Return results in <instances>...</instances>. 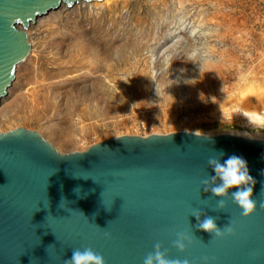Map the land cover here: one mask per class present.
<instances>
[{
  "label": "water",
  "instance_id": "95a60500",
  "mask_svg": "<svg viewBox=\"0 0 264 264\" xmlns=\"http://www.w3.org/2000/svg\"><path fill=\"white\" fill-rule=\"evenodd\" d=\"M78 1L0 0V105L30 54V24ZM196 135H123L63 154L37 131L0 132V264H65L85 247L107 264H143L157 242L190 264H264V208L243 217L230 190L217 211L202 184L215 174V151L242 156L264 202V140ZM197 216L218 217L221 228L231 221L236 233L213 239ZM177 232L192 237L186 252L173 246Z\"/></svg>",
  "mask_w": 264,
  "mask_h": 264
},
{
  "label": "rangeland",
  "instance_id": "374dc122",
  "mask_svg": "<svg viewBox=\"0 0 264 264\" xmlns=\"http://www.w3.org/2000/svg\"><path fill=\"white\" fill-rule=\"evenodd\" d=\"M94 4L74 6L82 21L62 11L58 23L48 15L28 30L33 52L0 105V132L37 131L63 154L142 135V123L151 134L264 136V129L234 114L239 107L264 112V0ZM181 11L197 32L192 37L180 31L174 50L164 33ZM160 44L170 47L172 77L162 72L163 57L153 64L147 50ZM196 44H201V62L189 55ZM180 72L186 78L179 80ZM161 82L181 86L170 97L159 91Z\"/></svg>",
  "mask_w": 264,
  "mask_h": 264
},
{
  "label": "clouds",
  "instance_id": "9594fccd",
  "mask_svg": "<svg viewBox=\"0 0 264 264\" xmlns=\"http://www.w3.org/2000/svg\"><path fill=\"white\" fill-rule=\"evenodd\" d=\"M238 112L250 125L264 129V113L244 110H238ZM223 157L222 151H215V154L208 158V165L215 174L210 179L202 180V184L205 186L204 190L208 191L209 184L212 185L210 189L212 195L219 198L215 209L217 211H224L228 207L227 201L231 190V201L241 209L243 217L249 218L257 212L258 207L264 208V202L255 198L257 180L250 174L245 158L235 154L229 155L227 159H223ZM197 219V228L211 234L213 239H223L236 233V228L231 221L221 228L217 224L218 217L205 216L203 220H199V216H197ZM106 235L109 234L106 233ZM172 243L176 249L183 253L192 243V237L184 232H177L176 239ZM153 247L154 250L143 258V264H190L188 259L170 258L160 242L155 243ZM65 264H107V261L101 253L91 247H85L82 250L74 249L71 258L65 260Z\"/></svg>",
  "mask_w": 264,
  "mask_h": 264
},
{
  "label": "bare ground",
  "instance_id": "6f19581e",
  "mask_svg": "<svg viewBox=\"0 0 264 264\" xmlns=\"http://www.w3.org/2000/svg\"><path fill=\"white\" fill-rule=\"evenodd\" d=\"M113 1H115V0H102V1H98V0H91L90 2H87V0L85 1V0H80V1H78L76 4H90V3H92V2H95V6H103V5H105V4H110V2L112 3ZM75 4V5H76ZM75 5H73L72 7H68L66 4H62L61 5V11H57V10H59V9H57V10H54V11H51L50 13H48L47 15H45V16H48L49 15V17H47V20H49V21H54L55 23H58V21H57V19H60L61 17H62V11L64 12V11H69V14L71 15V17L73 16L74 18H73V20L75 19L76 21H82L83 20V18H81L79 15L80 14H78V10L76 9V8H74V6ZM180 13V12H179ZM177 14V15H174L173 16V19L169 22V25H166V26H173L172 28L171 27H168V29L166 28V32L164 33V38L165 39H170V41H172V48H174V50H177V46L179 45V38H180V31H183V30H186L188 33H189V35L190 36H194L195 34H196V29L197 28H195L194 26H190L188 23H187V17H186V15H185V13L183 12V11H181V13L180 14ZM42 17H44V16H42ZM41 18V17H40ZM39 19V18H38ZM38 19H37V21H38ZM37 21H36V23H37ZM164 21V20H163ZM35 23V24H36ZM159 23H160V21L158 20L157 22H156V24H157V27H159ZM35 24H30V26H29V28L27 29V33H28V30L33 26V25H35ZM29 35V34H28ZM199 37V36H198ZM158 38V37H157ZM158 39H160V38H158ZM161 43V42H160ZM159 44V43H158ZM179 47V46H178ZM192 52L189 54L190 56H191V58L193 59V60H197L198 62L200 61V60H203L202 58H204V57H202V51H201V44H199V45H194V46H192ZM147 50L152 54V56H153V60H152V63L154 64V62H155V59H156V57H158V55H160V56H162L163 57V65H162V72L163 71H165V72H167V74H169L171 77L173 76V74L174 73H172L171 71H172V69H168V67L167 66H169V59H170V57H171V52H170V47L168 46V45H162V44H160V46H152V47H149V48H147ZM190 50V49H189ZM31 52H33V51H30V54H29V56L27 57V59L24 61V62H22L21 64H19L18 66H17V70H18V68L20 67V66H22V64H25V63H27V62H29V60H30V57H31ZM87 52V51H86ZM96 53V52H95ZM191 59V60H192ZM201 62V61H200ZM201 66H202V64H200ZM17 70H16V75H17ZM106 70V69H105ZM191 70V69H190ZM19 71V70H18ZM188 71V70H187ZM186 71V72H187ZM186 72H180L179 73V80H182V79H184V78H186ZM190 72V71H189ZM93 73V72H92ZM154 73H155V75H157L158 74V70L155 68V66H154ZM191 73V72H190ZM192 74H193V71H192ZM17 79V76L15 77V80ZM14 80V81H15ZM14 81H13V83H14ZM177 82V81H176ZM176 82H174L173 84H171L170 85V87L168 86V85H166V83H163V82H161V84H159V91L161 90V91H166L167 92V94H168V96H172L173 95V93H172V91L174 90H176V89H179L180 88V83L178 82V83H176ZM13 83H12V85L11 86H13ZM169 84V83H168ZM18 85V84H17ZM8 96H9V90H8V94H7V96H5L4 98H3V101H2V103L8 98ZM1 103V104H2ZM238 110H244V109H242L241 107H239L238 109L236 108V110H234V114H236L237 116H239V117H243L242 115H240L239 114V112H238ZM244 111H247V110H244ZM250 112H252V111H250ZM254 112H257V111H254ZM258 113H264V112H261V111H258ZM51 135H53V136H55L56 137V140H58L59 139V136H58V134L56 133V131L53 129H51ZM155 134V133H154ZM233 135H237V136H242L241 134H239V133H234ZM255 136V139H259V140H264V136L263 135H258V134H256V135H254ZM246 137V136H245ZM248 138V137H247ZM254 138V137H253Z\"/></svg>",
  "mask_w": 264,
  "mask_h": 264
},
{
  "label": "built area",
  "instance_id": "2783aa9c",
  "mask_svg": "<svg viewBox=\"0 0 264 264\" xmlns=\"http://www.w3.org/2000/svg\"><path fill=\"white\" fill-rule=\"evenodd\" d=\"M138 130H139V133L142 134L143 136H147L151 134L149 126H147L145 123H142L138 127Z\"/></svg>",
  "mask_w": 264,
  "mask_h": 264
}]
</instances>
